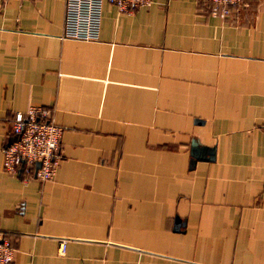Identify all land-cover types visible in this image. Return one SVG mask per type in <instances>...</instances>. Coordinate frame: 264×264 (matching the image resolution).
Segmentation results:
<instances>
[{
  "label": "crops",
  "instance_id": "1",
  "mask_svg": "<svg viewBox=\"0 0 264 264\" xmlns=\"http://www.w3.org/2000/svg\"><path fill=\"white\" fill-rule=\"evenodd\" d=\"M62 15L0 0V148L27 102L61 127L48 180L0 151L8 264H264V0L103 2L93 40Z\"/></svg>",
  "mask_w": 264,
  "mask_h": 264
},
{
  "label": "built area",
  "instance_id": "2",
  "mask_svg": "<svg viewBox=\"0 0 264 264\" xmlns=\"http://www.w3.org/2000/svg\"><path fill=\"white\" fill-rule=\"evenodd\" d=\"M210 12L223 16L230 6L243 5L245 0H208ZM108 2L119 11L130 12L147 6L152 0H63L62 32L65 38L93 40L97 37L100 9ZM61 127L50 118L49 109L27 102L22 111L12 115L10 134L1 145L2 168L26 181L29 177L50 179L60 161ZM37 163V165H35ZM57 253L62 254L64 240L59 239ZM12 260V247L0 231V264Z\"/></svg>",
  "mask_w": 264,
  "mask_h": 264
},
{
  "label": "water",
  "instance_id": "3",
  "mask_svg": "<svg viewBox=\"0 0 264 264\" xmlns=\"http://www.w3.org/2000/svg\"><path fill=\"white\" fill-rule=\"evenodd\" d=\"M35 165H37V163H35Z\"/></svg>",
  "mask_w": 264,
  "mask_h": 264
}]
</instances>
